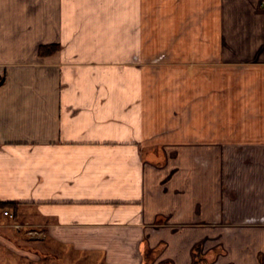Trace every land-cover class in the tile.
Wrapping results in <instances>:
<instances>
[{"label":"crops","instance_id":"crops-1","mask_svg":"<svg viewBox=\"0 0 264 264\" xmlns=\"http://www.w3.org/2000/svg\"><path fill=\"white\" fill-rule=\"evenodd\" d=\"M0 201L104 264H264L263 0H0Z\"/></svg>","mask_w":264,"mask_h":264},{"label":"rangeland","instance_id":"rangeland-1","mask_svg":"<svg viewBox=\"0 0 264 264\" xmlns=\"http://www.w3.org/2000/svg\"><path fill=\"white\" fill-rule=\"evenodd\" d=\"M4 210L6 208H3ZM10 209V208H8ZM2 209L0 208V222L3 221V213ZM11 212H13L10 209ZM5 214V213H4ZM6 215V214H5ZM9 216V220L5 225H0V232L3 231L2 229L5 227L8 228H14V229H20L23 230L25 239H28L29 243L25 242V245L29 244L31 247L32 254L37 253V255L40 256V260H38V263L32 259L31 264H104V254L98 252V253H90V254H78L73 253L71 250L64 251L63 248L61 251L59 250H53L50 251L43 245H39V241L45 239V235L37 228L36 226H25L21 223L13 220V217ZM22 228V229H21ZM37 231V232H34ZM7 234V233H6ZM7 236H9L7 234ZM159 253L156 249L145 247L144 248V256L146 259V263L150 264L154 260V257L156 258V255Z\"/></svg>","mask_w":264,"mask_h":264},{"label":"trees","instance_id":"trees-1","mask_svg":"<svg viewBox=\"0 0 264 264\" xmlns=\"http://www.w3.org/2000/svg\"><path fill=\"white\" fill-rule=\"evenodd\" d=\"M54 49H57V46L55 44L47 45V46H40V51L41 52H50L54 51ZM0 206L1 207H10L14 206V202L11 201H0ZM214 259V256H209L205 255L202 253L201 250V244L197 243L194 247V252H193V262L192 264H210L211 261ZM160 264H172L171 260H165L160 262Z\"/></svg>","mask_w":264,"mask_h":264},{"label":"built area","instance_id":"built-area-1","mask_svg":"<svg viewBox=\"0 0 264 264\" xmlns=\"http://www.w3.org/2000/svg\"><path fill=\"white\" fill-rule=\"evenodd\" d=\"M263 2H264V0H263ZM4 213H5L6 215H10L11 217L14 216V212H11L10 209H8V208H6V209L4 210ZM34 232H37V231H34Z\"/></svg>","mask_w":264,"mask_h":264}]
</instances>
